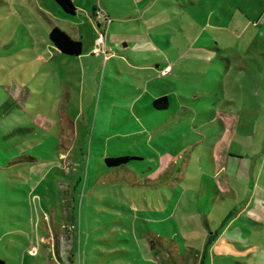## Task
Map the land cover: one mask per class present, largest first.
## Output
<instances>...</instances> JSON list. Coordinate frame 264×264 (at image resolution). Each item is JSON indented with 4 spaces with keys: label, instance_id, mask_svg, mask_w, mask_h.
Returning a JSON list of instances; mask_svg holds the SVG:
<instances>
[{
    "label": "rangeland",
    "instance_id": "1",
    "mask_svg": "<svg viewBox=\"0 0 264 264\" xmlns=\"http://www.w3.org/2000/svg\"><path fill=\"white\" fill-rule=\"evenodd\" d=\"M223 1L187 6L177 0L174 13L159 16L171 29H154L161 41L149 48L177 57V70L159 77L134 67L114 45L119 66L92 61L99 31L92 13L79 6L75 15H62L55 0H0L5 264H22L25 252V264H183L182 256L202 264L212 245L207 239L223 240L216 230L230 224L242 227L241 242L222 245L264 247V224L244 214L253 212L256 184L264 189V25L258 23L264 0ZM207 6L235 34H217L216 13L207 20ZM47 12L82 39L81 55L89 53L91 63L81 55H53ZM235 20L245 27L236 30ZM241 36L260 41L238 57ZM209 37L228 38L230 55L222 57ZM126 47L129 54L149 53L136 41ZM165 91L168 108L146 104ZM24 153L35 158L18 160ZM122 153L139 157L106 163L107 155ZM217 155L225 165H248L247 177L228 178ZM30 236L40 246L37 255L25 247Z\"/></svg>",
    "mask_w": 264,
    "mask_h": 264
},
{
    "label": "crops",
    "instance_id": "2",
    "mask_svg": "<svg viewBox=\"0 0 264 264\" xmlns=\"http://www.w3.org/2000/svg\"><path fill=\"white\" fill-rule=\"evenodd\" d=\"M76 8L79 6L80 8L89 11V13L94 12V8L97 5V3H88L86 0H73ZM184 1V5L189 6L190 4L196 2L197 0H183ZM223 3L224 1L221 0ZM56 2V0H55ZM99 3H101L104 7H106L107 11L110 13V15L112 16L113 20L110 24V26H114V31L110 32V28H109V34H108V42L111 45H114V47H116V49L123 54H127L128 58L130 59V61L132 63H134V67L138 68L139 70H144L146 72H148L149 74L152 72H156L157 75L160 77L161 75H165L168 72H175L177 70V68L175 67L176 63H175V59L177 57H175V55L168 53L166 51H154L151 50L149 47H151L152 45H154V41H161V38L159 37L160 34H155L153 32L154 29H158V26H165L167 28V30H170V24L168 21H165L163 24H159L160 20H159V16L160 15H164L165 13L169 14V13H174L175 11L174 9V5H176L178 2L177 0H99ZM56 4L58 6H60L57 2ZM216 5V4H215ZM224 5V4H223ZM225 8V7H224ZM60 9V8H59ZM61 14L62 15H67L69 13H67L63 8L60 9ZM207 20L211 21L212 19V15L214 13L215 15V26L217 28V34H221V35H227V30L228 31V35H230L231 33L235 34L234 30H230L228 28H226V24H225V20L222 19L217 12H215L214 10L210 9L209 6H207ZM77 13V10H75L74 13H70L71 15H75ZM166 14V15H167ZM170 15V14H169ZM46 18H47V29L49 31L50 29V22H54L59 24L60 26H62L63 28L67 27L62 25L59 21H57L56 19H54L48 12L46 13ZM259 22H262V24L264 25V8L261 11V13L259 14ZM239 20H235V23L233 22L232 24L234 25V28L238 31H240V29L242 30L245 25L242 28H239V24L238 23ZM237 22V23H236ZM257 23V24H258ZM66 29V28H65ZM223 29V30H222ZM68 30V29H66ZM69 31V30H68ZM222 31V32H221ZM260 33V29L257 30V33ZM70 32V31H69ZM258 33V34H259ZM70 34L76 38H80L78 35L76 34H72L70 32ZM256 34V33H255ZM257 35V34H256ZM81 39V38H80ZM82 40V39H81ZM123 40L124 45H120V41ZM215 40V43L217 44V48L220 55H222V57L226 58V55H230V51L228 50V46H232V42L229 41L228 38H212L209 37L207 38V42L211 43L212 41ZM136 41L139 44H145V46H147L149 53H140V52H135V53H131L129 54L126 50V46H129L130 44H132V42ZM167 41H169L171 43L170 39H167ZM260 40H258L256 37H244L241 36L239 37V40H237V43L239 45V47H241V51L239 50L236 54V56L239 57V54L242 52H245V48L247 46H251V45H257L259 44ZM51 42V41H50ZM264 44V39L263 41ZM83 43V42H82ZM51 46L52 47V51H53V55H56V52L58 53V51H60L52 42H51ZM93 45L91 46V52L93 53ZM243 46V48H242ZM245 47V48H244ZM54 48V49H53ZM242 49H244L242 51ZM84 52V44H83V51ZM81 52V53H82ZM77 54V55H81ZM115 51L113 50V53L111 55H109L107 58H104V56L102 54H96V56H98V59H93L97 60L99 62H101V60H104V64L105 67L107 65V63H105V61L107 62V60L112 59V61L118 65L117 63V59H115ZM95 54V53H94ZM81 56H85V60H87L86 58L88 56H90L89 53L83 54ZM121 57V56H120ZM42 58L44 60H46V58H44L42 56ZM91 58V57H90ZM89 58V59H90ZM87 60L88 62L91 63V60ZM119 66V65H118ZM166 66H169V69H165ZM139 89H142V94L146 92V90L144 89V87H139ZM154 91H152L153 93ZM155 95V94H154ZM161 95H168V105L165 108H168L169 103H170V96H169V92H162V94L157 95V96H152L150 100H148V102H146V104H150V101L158 96ZM166 120H170V119H166ZM222 142H224V140H221ZM217 158H221V160L223 161L220 165H223V169H227V175L228 178H230L233 174H235L237 177H239V175H243V177H247V173H248V165H245V169H242L238 166H236L235 164L232 163V161H227L226 165L225 163V159H224V155L220 156L217 155ZM218 172V170H215ZM222 171L219 173L221 174ZM255 173V172H254ZM258 175V171L256 173ZM225 175L222 174V180L221 183H223V185L227 186L228 189L227 191L230 193V196L232 195L233 197V192L231 190V186H230V182L226 181L224 179ZM29 179V177H28ZM221 183H217L215 182L214 184H216V189H218L219 192H224L223 191V185ZM255 194H254V199L253 200H249L250 206L253 212H248V210L246 209V213H244L245 215H248V217L255 222H260L261 224H264V189L262 187H260L258 184H256L255 188ZM257 193L260 194V198L257 197ZM219 196V195H218ZM235 217V214H233L229 219H228V223L230 224L231 220ZM242 227L239 226L238 224L235 225H231L230 226H226V227H222L219 228L218 230H216L217 232H219L220 234H222V236L224 237V239H216L212 242L211 248L208 252H206L203 256V261L202 264H235L232 262H228L226 260H221V259H217L216 256H214V253L217 254H230L229 249L231 251V253H237V255L241 256V255H247V257L244 259H236L232 254V258L234 260H237V264H264V247L262 246H255V248L250 249L248 246H237V248H227L225 245H222L221 243H225L227 242V240H229V238H236L237 240H230V241H234L235 243L241 242L238 239L242 238L241 233L239 232L240 229ZM239 230V231H238ZM255 230H259V229H253L251 231H255ZM26 248H27V252L30 254H39L40 252V246L39 249L37 250L36 253H33L30 251L32 245L34 244V239L32 236L30 237H26ZM229 242V241H228ZM243 242V241H242ZM232 243V242H231ZM228 249V250H227ZM211 253L212 256L210 259H208V255ZM25 258H26V252L24 253V258L22 260V264H25Z\"/></svg>",
    "mask_w": 264,
    "mask_h": 264
},
{
    "label": "trees",
    "instance_id": "3",
    "mask_svg": "<svg viewBox=\"0 0 264 264\" xmlns=\"http://www.w3.org/2000/svg\"><path fill=\"white\" fill-rule=\"evenodd\" d=\"M56 2L67 12V13H74L76 10V5L73 0H56ZM96 7V6H95ZM106 8V7H104ZM95 9V8H94ZM50 29H49V38L50 41L60 50L62 53L66 54H80L83 51V43L80 38H76L70 34L68 30L63 28L57 23L50 22ZM168 95H161L158 96L154 99H152L153 106L156 108H165L168 105ZM230 155H232L230 153ZM139 157L138 155L130 154V153H122V154H116V155H107L105 157V161L108 165L110 166H116V165H121L125 164L129 159L131 158H137ZM35 156L32 154L24 153L20 155L17 159L22 160V159H34ZM15 159L14 161H16ZM215 239H212L209 237L207 239V245L209 243H212ZM229 243L234 242L227 240ZM36 253V252H35ZM214 256H216L217 259L221 260H227L228 259H233L231 254H225V256H221L220 254L214 253ZM183 264H187L185 261V257L182 256L181 259ZM0 264H5V259L4 257L0 256Z\"/></svg>",
    "mask_w": 264,
    "mask_h": 264
},
{
    "label": "built area",
    "instance_id": "4",
    "mask_svg": "<svg viewBox=\"0 0 264 264\" xmlns=\"http://www.w3.org/2000/svg\"><path fill=\"white\" fill-rule=\"evenodd\" d=\"M93 16L96 20L97 29L99 31L93 46V53L102 54L104 58H107L113 53V48L108 42L109 28L113 18L101 3L96 5ZM165 69H169V66H166ZM30 251L33 253L37 252V246L32 245Z\"/></svg>",
    "mask_w": 264,
    "mask_h": 264
}]
</instances>
